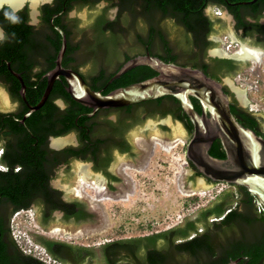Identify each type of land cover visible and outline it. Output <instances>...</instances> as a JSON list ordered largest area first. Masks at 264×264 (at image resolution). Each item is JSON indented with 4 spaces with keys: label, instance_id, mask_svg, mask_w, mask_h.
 <instances>
[{
    "label": "trees",
    "instance_id": "16d2710c",
    "mask_svg": "<svg viewBox=\"0 0 264 264\" xmlns=\"http://www.w3.org/2000/svg\"><path fill=\"white\" fill-rule=\"evenodd\" d=\"M64 1L67 5L77 2L74 3L75 5L71 4L68 10L88 5L95 7L100 2L107 3L102 14L89 28L93 37L92 42L89 43L90 60L95 68L105 63L112 65L113 70L107 76L102 69L100 76L93 80V89H96V84L102 79L105 80V84H108L126 62L139 55H145L146 51H150L152 56L167 63L198 68L208 76L217 79V70L210 69L201 58L192 56V53L197 51L205 53L210 47L207 37L213 32L214 22L206 16L207 8L226 4L230 13L239 21V26L244 28H248V24L242 21V10L260 15L261 9H264V0L248 6H232L231 4L252 0H55V7L47 6V9L52 8V14L59 12L62 10L60 2ZM113 8L118 9L119 12L117 19L110 21L107 18L108 12ZM167 21H173L178 28L182 29L176 40L170 38ZM0 22L8 32L13 33L16 40H20L21 37L27 38L29 32L22 27L21 22L14 21L9 9L6 8L3 13H0ZM260 29L264 34V26ZM67 31L69 36L70 30ZM60 48L59 40L58 51ZM13 49L12 45L0 49V59L2 55H10ZM76 49L78 46L71 48V50ZM226 63L230 71L232 65L229 62ZM156 75L157 73L149 67H137L114 80L103 94L148 80ZM27 84L32 90L28 97L30 101L34 99L39 101L44 94L46 84L43 86H39L36 82ZM19 90L20 84L14 83L11 92L21 100ZM58 98H63L68 103L65 111L55 104ZM193 102L196 110L201 113L199 102L195 99ZM27 111L26 108L24 112H0V139L6 138L12 141L5 147L3 159L0 161L7 167V171L0 170V201L14 204L0 205V214L9 213L11 218L15 212L31 210L36 206L42 213L43 222H47L56 212L63 213L66 220L73 219L77 222L88 220L91 215L87 212L86 205L79 201L66 202L63 194L52 187L51 182L57 168L61 164H69L73 159L94 161L96 169L108 175L106 170L111 160L104 162L95 159V154L98 153V147L102 142L92 141L93 119L88 117L91 109H86L75 102L66 92L63 83L57 82L46 105L22 124L21 120ZM119 112L121 117L126 115L124 118L126 122L131 121L127 130H131L142 121V114L155 113L163 116L173 113L174 117L185 123L190 131L193 128L180 103L173 97L130 106ZM241 121L248 127L254 128L256 125L251 117ZM74 131L79 133L82 143L78 149L69 148L61 152L47 149L46 142L49 137L65 136ZM210 153L214 157L225 158L219 141L214 144ZM238 190L242 198L243 212L228 208V205H217L209 213L222 216L230 210L225 220L219 225V231L223 226L233 228L234 221L244 222L247 226L241 234L240 241H228L226 245L229 247L221 249L213 244L210 235L203 233L192 240L174 245L175 235L187 237L196 232V226L194 222H191L185 231L177 227L162 234L108 244L104 247L105 263L118 264L120 259L128 258V264H227L241 258L239 264H264V231L256 233L251 231V229L254 231L258 224H264V215L251 218L252 213L258 214L254 205L255 199L245 188L239 187ZM230 196L232 198V195ZM206 215L203 213L199 221L204 222ZM2 222L0 218V264H46L32 255L23 253L12 237L10 227H5ZM5 234L8 236V241L3 239ZM160 238L165 239V243L158 249L156 244ZM44 246L55 260L63 264H91L87 263V259L92 261L96 257L88 249L76 248L64 243L48 242Z\"/></svg>",
    "mask_w": 264,
    "mask_h": 264
},
{
    "label": "water",
    "instance_id": "95a60500",
    "mask_svg": "<svg viewBox=\"0 0 264 264\" xmlns=\"http://www.w3.org/2000/svg\"><path fill=\"white\" fill-rule=\"evenodd\" d=\"M52 1L0 0V10L8 6L14 11H18L26 4V7L30 6L32 12L36 13L42 5ZM258 1L252 0L231 5H253ZM106 6L104 2H100L92 9L86 6L76 7L72 10V15L79 18L81 25L85 26L96 13L103 10ZM213 8L215 7L210 6L207 8V13L210 16V10ZM115 11L116 8L110 9L108 14L114 16ZM220 11L222 13L220 16L222 21L214 19V27L219 25L220 28L228 29L233 38L243 43L253 44L247 39H241L236 34L230 17L225 15L223 10L220 9ZM166 26L171 40H176L182 29L178 28L173 21H167ZM58 32L62 35V43L56 59V67L48 74L47 87L40 102L35 106H28L29 110L21 120L22 124H25L27 118L33 113L43 108L49 99L55 82L60 77H64L67 81V93L75 102L92 110L88 114L90 118L100 110L125 108L165 97H173L180 103L182 110L193 125V134L187 143L189 135L184 125L170 113L165 116L160 113L145 114L142 121L130 130L129 137L133 145V153L130 155L116 154L113 163L110 165L109 170L115 175L116 180L111 179L104 171L97 170L91 161L82 159H75L68 165H62L57 168L51 185L59 190L67 201H79L85 204L87 212L91 215L90 218L83 222H77L73 219L66 220L61 212H56L47 222H43L41 211L34 206L31 210L35 213L34 221L39 228L49 233H60L67 237L77 236L82 238L116 227L110 221L100 202L105 199L114 201L128 200L129 195L135 194V182L123 172V167L127 166L140 171L146 170L153 154L155 142L161 144L165 150H169L179 142L185 145L187 143L186 160L201 175L214 183H226L245 188L264 207V139L238 122L231 111L229 98L225 94L221 83L208 76L201 69L167 63L147 52L145 55H139L126 62L111 79V82L128 71L141 66L149 67L157 75L104 95L102 92L93 90L77 72L63 68L62 61L67 50V38L61 29H58ZM216 32L214 29V36ZM215 38L217 40L216 45H218L220 40L216 36ZM238 56L241 57L240 55ZM20 81V95L27 102L26 86L21 79ZM244 94L239 92L240 97H243ZM193 99L200 103L201 113L196 110ZM61 107L63 108V106ZM12 110H14V106H11L4 89L0 87V111L8 112ZM260 114L264 119V115ZM74 139L75 134L69 133L65 136L53 137L51 140L55 148H61L71 143ZM216 140H220L223 146L226 154L225 159L213 157L209 153ZM1 151L0 147V153ZM0 170L7 171V168L0 166ZM177 182L183 194L190 195L212 188L211 185L206 184L202 177L195 173L189 163L182 164V173L178 176ZM226 192L232 193L230 190L221 193L202 208L188 216L182 217L174 227L158 234L181 227L190 220L199 219L204 210L211 207ZM19 226L28 235L32 244L42 248L46 249L45 243L54 242L92 251L96 257L92 261L87 259V263L90 262L91 264H106L103 252L104 247L114 241L128 240H114L105 245L86 248L40 235L24 224H19ZM228 264H238V260L231 261Z\"/></svg>",
    "mask_w": 264,
    "mask_h": 264
},
{
    "label": "flooded vegetation",
    "instance_id": "af4514ba",
    "mask_svg": "<svg viewBox=\"0 0 264 264\" xmlns=\"http://www.w3.org/2000/svg\"><path fill=\"white\" fill-rule=\"evenodd\" d=\"M74 3L76 4L77 2H71L68 5L66 1L60 2V6L62 7V10H60L59 12L53 13V14L51 12L52 8H49L48 10L47 6L54 8L55 0H53L51 3H45L44 5H42L40 9L38 10V12L36 13L32 12V9L30 8V6L26 7V4L24 5L23 8H21L18 11H14L12 8L8 6H5L3 9L0 10V13H3L4 9L6 8L9 9L14 21L16 23L21 22L23 24L22 27L26 28V31L29 32L27 38L21 37L20 40H16V37L15 38L13 37V33L8 32L7 29L0 22V49H4L11 45H12V48H14L12 52L10 53V55H2L0 59V87L4 89L9 103L11 104V106H14V110L8 111V112L0 111L1 113L24 112L26 108L29 110V107H28L29 105L35 106L40 102L41 99L39 101H36V99L30 101L28 97H29V94L32 93V90L28 86L27 83L36 82V84H39V86H43L44 84H46V87H47L48 74L51 71H53L56 67V59L59 53L57 49L59 40L62 43V35L58 32V29H61L65 33V36L67 38V50H66V53L62 61L63 68L67 70H73L77 72L78 74H80L85 80V82L92 89H93V85H92L93 80L100 76L102 69L105 70L107 76L110 75L111 71L113 70L112 65L103 63L99 65L97 68H95L90 60L91 50L89 48V43L92 42L91 40L93 39V37H92V33H90L89 28L95 22V20H97L98 16L102 14L103 10H100L98 13H96L92 17L90 22L87 25L83 26L80 23V19L72 15L73 11L68 10L69 6ZM104 3L107 5L106 2ZM86 7H89L90 9L95 8L89 5ZM213 7H217L223 10L225 12V15L230 17V20L234 25V29L236 30V34L241 39L249 40L255 46L254 47L255 50L259 49V51L263 53V54L262 53L260 54L262 62L258 61L259 64H261L262 66L264 64V34L262 33V30L260 29V27L264 26V9H261L260 15L259 13L255 14V12L242 10L241 11L242 21L248 24V28H244V27L239 26V21L233 14L230 13L229 8L226 4L224 5L218 4ZM118 12L119 10L116 9L115 15L110 16L108 14L107 18L110 21L117 19ZM206 16L209 17L212 22H214L213 19H211V16L207 13V11H206ZM216 18L217 20L222 21V17H216ZM67 30H70L69 36H68ZM213 34H214V27H213V32H211V34L207 37V41L210 43V47L206 49V52L201 53V51H197V52L192 53V56H197L198 59L201 58L204 64L207 65L210 69L217 70L218 80L214 78L213 79L222 84L223 90L229 98L231 111L236 117V119L238 120V122L245 128L251 129L258 136L264 139L263 116L260 113L255 112L251 108V105H252L251 100L250 98H248L247 92L244 89V84L242 83V82L251 81L252 79L248 78L247 76L251 75L253 77L254 74L253 73L251 74L248 71L243 72V70H241L240 64L243 62H247L249 60L252 61V60L240 55L239 53L240 51H236V50L231 51L230 49L232 48L231 44L227 46V49L225 52L217 49L216 48L217 40ZM73 46H78V49L71 50ZM238 47H240V44H238ZM147 52H150V51H146V53ZM237 54L240 55L242 58L239 57ZM226 62H229L232 65V69L230 71H228L229 70L228 64ZM229 77H235L234 78L235 81H232ZM20 79L25 83V86H26L27 102L24 101L23 98L21 97L20 90H19V96L21 100L16 98V96H14L13 93L11 92V87L14 83L20 84V89H21ZM104 81H105L104 79L100 80L96 84V89H93V90L102 92L103 94L109 88V85L112 83L111 80L109 81L108 84H105ZM57 82L63 83L64 88L66 90L67 81L64 77H60L55 83ZM239 92L242 94L245 93L243 97L239 96ZM50 96H49V99H50ZM49 99L47 100V102L49 101ZM55 104L62 111H65L68 108V103L63 98L56 99ZM61 106H63V108ZM126 108L128 107L118 108V109H109V110H100L92 117L93 119V121L91 122V125L93 126V129L91 131L92 141L94 143L98 142V140L102 142L98 147L99 149L98 153L95 154V159L97 161H104V162L109 159L111 160V163L109 164L106 170L108 175H110L111 177H114L115 175H113L110 172L109 168H110V165L113 163V160L116 154L130 155L131 153H133V145L129 137L130 130H127L131 121L128 120L126 122L124 119L126 118V115L125 117L124 116L121 117L119 114L120 110H125ZM86 109H89V108H86ZM170 114L174 117L173 113H170ZM144 116L145 114H142L141 119H143ZM247 117H251L255 121L256 125L254 128L250 126L248 127L245 124H242L241 120H245V118ZM181 123L184 125V128L189 135V138L187 139V143H188L192 137L193 128H192V131H190L187 128L185 123L183 122ZM71 133L75 134V139L71 143H68L61 148H55L53 146V142L51 139L54 136L49 137L46 142L47 149L49 151H55V152H61L69 148L78 149L82 145L80 137H79V133L75 131ZM217 141L220 142V140H216L213 143L209 153L211 152L214 144ZM9 142L12 143V141L6 138L0 139V147L2 150L0 153V161L1 159H3L4 149L8 145ZM187 143H186V147H187ZM222 149H223V146H222ZM225 158H226V154H225ZM225 158H222V159H225ZM91 162L96 167V163L94 161H91ZM188 163L190 164V167L195 171V173L198 176L202 177V179L206 182V184L211 185L212 188L218 187L220 185H224V186L234 188L235 192L224 193L222 196H220V198L217 199V201L211 207L205 209L203 213L205 215L207 213V215H206V219L204 222L202 221L200 222L199 219L190 220L188 222H185L183 226L178 227V229H182V231H185L187 227L190 225V223L194 222V225L196 226V232L189 234V236L187 237H184V236L181 237V236L175 235L174 245L177 246L181 244L182 242L192 240L195 237H197L198 234L200 235L203 233L210 235V238L212 239L213 244L216 247H221V249H225L224 247H229L228 245H226L228 241H235V240L240 241L241 234L246 230L245 226H247L244 224V222H241L238 220L234 221L235 223L234 225H232L233 228L228 227V226H223V227H220L222 229L219 231V225H221L222 222L225 220V216L230 212V210H227L226 213L222 216H217L214 213L212 214L209 213V211L214 209L217 205H228L229 206L228 208H232L234 210L239 209L240 212H243L244 207L241 201L242 198L239 195V190H238L239 187L232 186L226 183H214L211 180L204 177L203 175H201L189 161ZM62 165H68V164H61L60 166ZM0 166L6 167L2 165L1 163H0ZM8 169H9V166H8ZM16 171H18V169ZM230 195H232V198ZM254 199H255L254 205L256 206V210L258 214L255 215L254 213H252L250 215L251 218H256L257 215H264V207L260 204V202L257 200L256 197H254ZM64 200L66 202H70V201H67L66 199ZM0 205H14V204L8 201H0ZM62 215L64 216L63 213ZM0 218L3 221L2 223L4 224L5 227L6 226L10 227L11 218H10L9 213H6V214L4 213L2 215L0 214ZM251 231L253 233H256L258 231H264V224L263 223L258 224L256 229H254V231L251 229ZM0 236H1V230H0ZM3 239L5 241H8L7 234H5ZM164 243H165V239L160 238L156 244L157 248L158 249L162 248ZM103 252L105 251L103 250ZM142 253H143V250L141 251V254ZM122 256L124 255L122 254ZM232 261H237V260H232ZM240 262H241V258L238 259V264ZM117 263L118 264H128L129 259L123 258V259H120Z\"/></svg>",
    "mask_w": 264,
    "mask_h": 264
},
{
    "label": "rangeland",
    "instance_id": "374dc122",
    "mask_svg": "<svg viewBox=\"0 0 264 264\" xmlns=\"http://www.w3.org/2000/svg\"><path fill=\"white\" fill-rule=\"evenodd\" d=\"M211 19L222 15L219 8L210 11ZM215 36L220 40L217 49L224 52L228 45L231 51H241L243 46L251 47L253 44L243 43L233 38L228 29L215 25ZM240 47H238V44ZM249 46V47H248ZM250 48V49H251ZM259 51V49L257 50ZM263 54V53H262ZM262 62V61H261ZM243 72L253 73L251 81L242 82L247 96L251 100V108L264 115V64L252 61L240 64ZM235 81V77H229ZM186 145L182 142L165 150L158 142L154 143L153 154L146 170L140 171L131 167H123V172L135 182V194L129 195L128 200L114 201L105 199L100 202L110 221L116 227L106 231L79 238L67 237L60 233H49L39 228L34 221L35 213L32 210H21V216L11 219V233L21 251L25 254L43 261L46 264H63L55 260L45 248L31 243L28 235L23 232L19 224L27 225L34 232L51 239L76 245L79 247L94 248L108 244L114 240L134 239L158 234L167 231L178 224L182 217L188 216L202 208L221 193L234 188L220 185L203 192L183 194L178 187V176L182 173V164L188 163L185 156Z\"/></svg>",
    "mask_w": 264,
    "mask_h": 264
},
{
    "label": "bare ground",
    "instance_id": "6f19581e",
    "mask_svg": "<svg viewBox=\"0 0 264 264\" xmlns=\"http://www.w3.org/2000/svg\"><path fill=\"white\" fill-rule=\"evenodd\" d=\"M239 53L243 57L251 59L254 62H258V61L261 62V55H260L262 53L261 51L253 50V49L247 48V46L246 47L243 46Z\"/></svg>",
    "mask_w": 264,
    "mask_h": 264
},
{
    "label": "built area",
    "instance_id": "2783aa9c",
    "mask_svg": "<svg viewBox=\"0 0 264 264\" xmlns=\"http://www.w3.org/2000/svg\"><path fill=\"white\" fill-rule=\"evenodd\" d=\"M252 109L255 110L253 108V106H252ZM20 216H21V212L20 211L16 212V214H15V220L18 219Z\"/></svg>",
    "mask_w": 264,
    "mask_h": 264
},
{
    "label": "clouds",
    "instance_id": "9594fccd",
    "mask_svg": "<svg viewBox=\"0 0 264 264\" xmlns=\"http://www.w3.org/2000/svg\"><path fill=\"white\" fill-rule=\"evenodd\" d=\"M211 10H212V9H211ZM211 10H210V11H211ZM23 211H25V210H23Z\"/></svg>",
    "mask_w": 264,
    "mask_h": 264
}]
</instances>
